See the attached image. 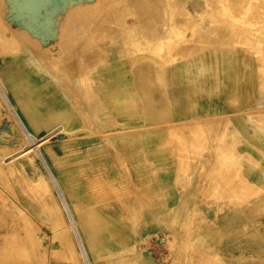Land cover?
Here are the masks:
<instances>
[{
  "label": "crops",
  "instance_id": "obj_1",
  "mask_svg": "<svg viewBox=\"0 0 264 264\" xmlns=\"http://www.w3.org/2000/svg\"><path fill=\"white\" fill-rule=\"evenodd\" d=\"M96 1L8 0V20L38 33L32 43L44 60L36 66L29 52L8 53L0 69L26 129L47 138L44 156L76 209L89 252L91 245L99 255L117 230L137 243L140 256L148 255L141 264H167L155 252L170 248L174 224L188 214L208 218L207 192L239 196L240 176L264 191V134L245 113L251 109L241 102L239 82L231 80L241 77L239 66L203 50L185 57L179 51L171 62L167 46L162 58L151 59L122 41L96 46L93 30L106 15L90 6ZM127 1L135 17L126 22L143 37L167 41L176 23L185 27V42L158 43L192 42L193 23L195 36L208 28L205 0ZM113 123L122 128L112 131ZM128 126L149 130L129 134ZM217 180L225 183L213 187ZM251 197L244 205L255 202ZM123 205L135 210V227L107 209ZM235 214L223 210L218 220L233 223ZM222 240L219 253L229 254L230 238Z\"/></svg>",
  "mask_w": 264,
  "mask_h": 264
},
{
  "label": "rangeland",
  "instance_id": "obj_2",
  "mask_svg": "<svg viewBox=\"0 0 264 264\" xmlns=\"http://www.w3.org/2000/svg\"><path fill=\"white\" fill-rule=\"evenodd\" d=\"M19 1L22 3L21 0ZM205 2L208 17L207 30L197 32L198 35L195 36V24L193 23L191 24L192 42L188 39L187 43L165 45L158 42H185V27L176 23L167 41L151 40L143 37L135 26L127 24L126 21L130 16L135 17V13H128L131 5L127 0H98L94 3L95 6H90L101 10L102 15H106L102 16L101 24H97L93 30L99 40L96 46L103 45L106 40L122 41L130 52L146 54L147 59L162 58L161 51L167 46L168 60L171 62L176 60V53L179 51H181V57L194 55L202 50L207 51L213 59L226 57L229 67L239 66L240 71L238 72L241 77L236 79L233 77L231 80L239 82L241 102L252 111L251 113L247 110L245 113L249 114L252 121L257 120L255 122L263 135L264 0H205ZM79 5L73 3L71 7ZM7 9L8 0H0V22L23 33L22 35L27 36V42L14 43L0 40V58L8 53L29 52L34 58L35 65L39 66L44 58L39 55L32 43L39 42L38 33L36 36L25 28L14 26L7 18ZM172 16L174 17L175 14ZM119 18L120 20H117ZM203 19L202 17L200 20L204 23ZM174 38L178 40L175 41ZM142 42L148 43L143 44ZM245 72H250L249 74L254 77H243L247 75ZM0 80L4 85L3 87L0 83L3 95V98L0 97V264H75L72 258L68 259L69 254L67 249H64L66 246L63 239L54 235L57 230L65 232L60 231L65 235H61L63 238L70 235L73 239L79 264H118L117 256L120 251L111 248H120V243L114 237L113 232L123 236L128 244L134 246V251L129 254V261L125 260L123 264L133 263L135 260L138 264H141V260L148 261L150 259L148 255L140 256L142 250L137 243H132L129 235L117 230L108 234L109 246L101 249L99 255L94 252L91 245V253L89 252L82 233L83 224L77 219L76 209L67 205L64 193L61 192L52 174L54 171L44 156V151L49 145L46 143L47 138L32 134L24 126L9 97L5 70L0 69ZM111 127L112 131L122 128L115 123ZM145 130L149 129H144L142 126H128L127 133H141ZM112 151L120 157L119 152L113 147ZM41 176L43 181L40 182ZM239 178V196H236L237 191L229 194L226 189H212L207 192L208 205L206 208L210 210L208 218L204 214L193 213L188 214L183 222L175 223L172 228V237L169 240L170 248L167 246L161 248L159 252H155V256L166 260L167 264H264V191L257 186L249 185L248 182L244 183L242 177ZM223 182L217 180L211 185L220 187L223 186ZM249 187L254 188L255 191L249 190ZM244 191H246L245 195L242 194ZM35 196L39 198V201ZM251 196H254L255 202L244 205L252 198ZM55 209L59 211L57 213L62 219L58 227L51 218ZM107 209L114 210L123 221L130 219L133 227L136 226V215L133 208L123 205ZM223 210L236 213L233 223L218 220ZM122 224L124 226L125 222ZM225 236L230 240L224 249L230 253L220 254L222 238ZM235 236L239 237L236 238L239 242L232 245L231 238ZM164 243L166 244L167 241Z\"/></svg>",
  "mask_w": 264,
  "mask_h": 264
},
{
  "label": "bare ground",
  "instance_id": "obj_3",
  "mask_svg": "<svg viewBox=\"0 0 264 264\" xmlns=\"http://www.w3.org/2000/svg\"><path fill=\"white\" fill-rule=\"evenodd\" d=\"M238 1V0H237ZM257 2V1H256ZM107 3L109 4V2L107 1ZM113 3V2H112ZM221 3V2H220ZM236 3V2H235ZM253 4H254V2H253ZM113 5H114V3H113ZM263 5V4H262ZM110 6V5H109ZM254 6V5H253ZM88 7V6H87ZM31 10V9H30ZM223 10V9H222ZM258 10V9H257ZM255 11V10H254ZM34 13V12H33ZM114 13V12H113ZM254 13V12H253ZM117 14V13H116ZM33 15H35V14H33ZM111 15V14H110ZM100 16V15H99ZM252 16V15H251ZM250 16V17H251ZM254 16V15H253ZM34 18V17H33ZM3 20V19H2ZM1 20V21H2ZM117 20H120V18L119 19H117ZM250 20V19H249ZM251 20H252V18H251ZM245 22V21H244ZM252 23V22H251ZM95 24H96V22H95ZM94 24V25H95ZM146 25V24H145ZM99 26V25H98ZM257 26V25H256ZM96 27V26H95ZM111 27H112V25H111ZM144 29V28H143ZM249 29V28H248ZM255 29V28H254ZM223 30V29H222ZM258 30V29H257ZM245 31V30H244ZM25 32V31H24ZM114 32H115V30H114ZM125 32V31H124ZM228 32V31H227ZM23 33H20L16 28L15 29H13L12 27L10 28L8 25H5L4 23H1L0 22V40L1 41H7V42H27V36H24V35H22ZM25 34V33H24ZM27 34V33H26ZM235 34V33H234ZM198 35V34H197ZM196 35V36H197ZM258 36V35H257ZM179 37V36H178ZM195 37V36H194ZM198 38V37H197ZM196 39V38H195ZM200 40V39H199ZM258 40V39H257ZM256 40V41H257ZM162 41H163V39H162ZM196 41V40H195ZM261 41V40H260ZM28 44H30L31 45V43H28ZM231 44V43H230ZM252 44V43H251ZM263 44V43H262ZM256 45V44H255ZM18 46V45H17ZM38 47V46H37ZM63 47V46H62ZM256 47V46H255ZM79 48V47H78ZM253 48V47H252ZM261 48V47H260ZM33 52V51H32ZM31 54V53H30ZM67 54V53H66ZM40 55V54H39ZM46 56V55H45ZM51 56V55H50ZM60 57V56H59ZM40 59V58H39ZM59 59H62L61 57L59 58ZM72 59V58H71ZM51 60V59H50ZM262 60V59H261ZM50 62V61H49ZM75 63V62H74ZM68 64V63H67ZM60 65V64H59ZM64 65H66V64H64ZM71 67V66H70ZM260 68V67H259ZM73 69V68H72ZM261 79H262V77H261ZM261 79H259V80H261ZM249 81V80H248ZM258 82H263V81H258ZM0 83H1V85L4 87V85H3V82L0 80ZM68 83V82H67ZM65 84V83H64ZM263 84V83H262ZM249 85H250V83H249ZM252 85V84H251ZM259 86H261V85H259ZM263 86V85H262ZM2 87V88H3ZM252 87V86H251ZM5 89V88H4ZM258 90H259V88H258ZM261 91V90H260ZM4 92V91H3ZM86 94V93H85ZM0 97L1 98H3V95H2V92H1V88H0ZM253 104V103H252ZM259 109V108H258ZM253 110V109H252ZM255 110H256V108H255ZM264 110V109H263ZM242 111V110H241ZM247 111V110H246ZM245 111V112H246ZM251 111V110H250ZM250 111H248V112H250ZM257 111V110H256ZM256 111H253V112H256ZM262 111V110H261ZM260 111V112H261ZM259 112V111H258ZM264 112V111H263ZM263 112H261L262 113V115H263ZM251 113H252V111H251ZM251 117H253V116H251ZM261 117H263V116H261ZM254 119V118H253ZM257 119H259V118H257ZM196 120V119H195ZM205 120H208V119H205ZM205 120H203L204 122H206ZM216 120V119H215ZM210 121H214V120H210ZM255 121H257V120H255ZM260 121V120H259ZM196 122V121H195ZM203 122V123H204ZM202 123V122H201ZM172 124H174V123H172ZM212 124V123H211ZM213 124H214V122H213ZM183 125V124H182ZM171 126V125H170ZM39 146V145H38ZM20 147V146H19ZM7 148V147H6ZM33 149V148H32ZM35 150V149H34ZM26 152H29V151H26ZM35 152V151H34ZM24 154H26V153H24ZM24 154H22V155H24ZM1 163V162H0ZM2 172V171H1ZM240 176V175H239ZM241 177V176H240ZM25 178V177H24ZM41 179H42V176H41ZM40 180V179H39ZM41 181H43V179L42 180H40V182ZM26 182V181H25ZM39 182V181H38ZM37 182V183H38ZM40 182L38 183V184H40ZM132 182V181H131ZM43 183V182H42ZM42 183H41V185H42ZM245 183V182H244ZM27 185V184H26ZM40 185V186H41ZM240 185V184H239ZM47 185H45V187H46ZM35 187V186H34ZM240 187V186H239ZM28 189H30V188H28ZM46 189V188H45ZM36 190H37V188H36ZM42 190V189H41ZM254 190V189H253ZM34 192V191H33ZM37 192V191H36ZM32 193V192H31ZM32 194H34V193H32ZM40 196H41V194L40 193H38ZM38 195V196H39ZM44 195V194H43ZM39 196V197H40ZM36 198H38L37 196H35ZM41 198V197H40ZM41 200H42V198H41ZM38 201H39V198H38ZM44 202V201H43ZM46 202V201H45ZM16 204H14V206H15ZM51 207V206H50ZM45 209V208H44ZM57 209V208H56ZM55 209V211H53L54 212V214H52L51 215V218L53 219V221H54V223H55V225L58 227V225L59 224H61V222H62V219L59 217V215H58V213L57 212H59V211H57ZM50 210V209H49ZM21 211H23V210H21ZM21 211H19V212H21ZM23 214V213H22ZM25 216V215H24ZM27 222H28V220H27ZM24 223V222H23ZM30 225V224H29ZM42 225V224H41ZM54 225V224H53ZM54 225V227H56ZM46 226H48V225H46ZM41 227V226H40ZM38 228V227H37ZM45 228V227H44ZM48 228V227H47ZM51 228V227H50ZM49 228V229H50ZM36 229V228H35ZM35 229H34V231H35ZM52 229V228H51ZM27 231V230H26ZM46 231V230H45ZM60 231H62V230H57L56 232H55V236H58V237H61L62 239H63V241H64V244H65V246H63V247H65L64 249L66 250L67 249V252H68V254H69V258H68V256L67 257H65V258H68V259H71L72 258V260H73V262L75 263V264H79V259H78V256H77V251H76V249H75V247H74V245H73V239L70 237V235H67V237L66 238H63L62 236H65L64 235V231H62V232H64L63 234H61V232ZM68 231V230H67ZM66 231V232H67ZM28 232V231H27ZM31 232V231H30ZM36 232V231H35ZM68 233H69V231H68ZM25 234V233H24ZM29 235V234H28ZM31 235V234H30ZM48 235V234H47ZM62 235V236H61ZM113 235H114V237L117 239V241H118V243H120V248H117V249H114V248H111L112 250H115V251H120V253L118 254V261H117V263L118 264H123V262H125V260H128L129 261V254L132 252V251H134V246L131 244H128L127 242H126V240H125V238L123 237V236H120V235H118V234H116V233H114L113 232ZM31 237V236H30ZM36 238V237H35ZM53 238V237H52ZM39 242V241H38ZM63 243V242H62ZM61 243V244H62ZM32 244V243H31ZM47 249V248H46ZM63 249V250H64ZM44 251V250H43ZM57 251V250H56ZM48 252V251H47ZM66 251H64V253H65ZM63 253V254H64ZM62 254V255H63ZM66 254V253H65ZM45 255H46V253H45ZM135 259V258H134ZM130 260H132V258L130 259ZM129 264H138V261L137 260H135V261H133V263H129Z\"/></svg>",
  "mask_w": 264,
  "mask_h": 264
},
{
  "label": "built area",
  "instance_id": "obj_4",
  "mask_svg": "<svg viewBox=\"0 0 264 264\" xmlns=\"http://www.w3.org/2000/svg\"><path fill=\"white\" fill-rule=\"evenodd\" d=\"M28 137H30V135Z\"/></svg>",
  "mask_w": 264,
  "mask_h": 264
}]
</instances>
